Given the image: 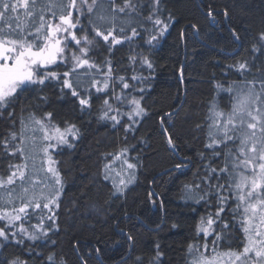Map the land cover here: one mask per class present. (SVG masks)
Returning <instances> with one entry per match:
<instances>
[{
    "label": "trees",
    "instance_id": "16d2710c",
    "mask_svg": "<svg viewBox=\"0 0 264 264\" xmlns=\"http://www.w3.org/2000/svg\"><path fill=\"white\" fill-rule=\"evenodd\" d=\"M139 3L144 10L131 24L139 35L131 43L112 46L111 54L109 46L99 38V47L91 54L98 63L111 59L115 73L145 89L142 94L133 93L143 95L141 103L147 112L134 135L126 134L120 125L113 127L110 120L100 119L104 100L114 104L111 96L92 89L91 107L81 111L77 98L68 89L62 94L55 81L43 92L20 97L15 105V127L7 113L0 118V138L19 130L22 108L37 115L51 112L53 123L62 129L67 122L80 130L79 139L72 141L73 147L63 146L53 152L63 180L60 206L56 209L58 231L54 229L46 238L25 240L20 245L13 240L6 248H0V261L19 257L27 264H46L47 256L55 253L57 260L63 259L66 264H82L81 256L87 264H138L137 257L143 264H191L189 245L205 242L197 239V225L201 217L216 210L215 206L185 200L184 185L195 182L194 174L200 167L199 154L205 151L208 142L211 103L215 100L227 112L235 102L216 85L227 86L264 73V50H252L258 34L264 31V0H162L159 18L168 23L162 37L145 20L149 0ZM116 4L122 6L123 0H116ZM209 8L214 12L226 9L230 28H209ZM223 17L220 16V23ZM82 19L81 24L91 38L94 32L87 20ZM96 26L101 27L99 22ZM126 34L131 35L130 27ZM150 34L158 36L152 45L145 42ZM136 53L148 57L153 65L151 70L137 63L133 66L136 72H132L129 57ZM244 61L251 73L247 77L238 69V63ZM133 74L148 76V80L131 81ZM116 91L119 93L120 88ZM40 96L46 97V101H41ZM197 125L202 127L198 129ZM168 135L173 137L179 156L169 149ZM125 146L130 149L129 156L139 157L140 163L134 181L124 193L113 195V183H118L120 177L113 172L110 179H104L106 161L101 157ZM182 157L189 158L188 168L173 170ZM18 162V157L0 155V175L7 176L9 163ZM115 169L120 171L118 162ZM128 234L132 240L127 239ZM211 239L207 238L206 252L210 254L206 255L218 257L228 250L229 246L222 244L213 252ZM157 245L162 254L159 259H156ZM96 248L100 249L99 254Z\"/></svg>",
    "mask_w": 264,
    "mask_h": 264
},
{
    "label": "snow or ice",
    "instance_id": "6c2138e0",
    "mask_svg": "<svg viewBox=\"0 0 264 264\" xmlns=\"http://www.w3.org/2000/svg\"><path fill=\"white\" fill-rule=\"evenodd\" d=\"M161 5L162 0H149L150 10L145 17L160 37L168 28V23L159 18ZM143 10L139 0H123L122 6L116 0H0V118L7 113L15 127V105L20 97L25 93L43 92L55 81L62 94L68 89L77 98L81 111L90 109L92 89L111 96L114 104L104 100L100 119L110 120L113 127L120 125L126 134L134 135L147 112L141 103L143 95L133 93L142 94L145 89L115 73L111 59L98 63L91 54L99 47V38L109 46V54L112 46L125 41L131 43L139 35L131 24ZM207 15L212 23L216 22L211 8ZM224 15H228L226 9ZM81 18L87 20L94 32L91 38ZM97 22L101 27L96 26ZM129 27L131 35L126 34ZM192 27L195 29L197 25ZM233 35L236 40L240 39L234 30ZM157 39L156 34H150L145 42L152 45ZM252 50H264V31L258 34ZM129 62L133 73L137 63L141 68L146 65L148 70L153 67L141 53L130 56ZM61 68L63 71H59ZM238 69L242 76L251 74L247 61L239 62ZM129 79L144 83L148 76L133 74ZM216 87L230 94L235 102L227 112L215 100L211 103L207 117L208 142L205 151L199 154L200 167L194 174L195 182L184 185L185 200L216 209L201 217L197 225V239L205 242L189 245L191 264H219L218 258L204 255L208 251L209 236L213 252L222 244L229 246L222 254L227 258L225 264H264V73ZM201 127L197 125L198 129ZM79 136L80 130L75 124L66 122L62 129L53 123L51 112L37 115L22 108L19 130L9 131L6 137L0 138V155L19 158L18 163H9L7 176L0 175V222H3L0 248H6L13 240L17 245L25 240L35 242L48 237L54 229L58 231L56 209L60 206L63 180L52 153L63 146L73 147L72 141ZM167 143L175 153L177 148L171 135L167 136ZM129 152L125 146L118 152L102 154L101 158L106 161L104 179H110L113 172L120 177L118 183H113V195H122L135 179L140 161L139 157H130ZM117 162L120 171L115 169ZM188 163L189 158L182 157L173 170H181ZM127 239L133 237L128 234ZM95 251L100 253L99 248ZM160 255L157 245L156 259ZM80 259L82 264H87L82 256ZM137 262L143 264L140 257ZM0 264L27 262L15 257ZM46 264H66V261H58L56 254L51 253Z\"/></svg>",
    "mask_w": 264,
    "mask_h": 264
},
{
    "label": "flooded vegetation",
    "instance_id": "af4514ba",
    "mask_svg": "<svg viewBox=\"0 0 264 264\" xmlns=\"http://www.w3.org/2000/svg\"><path fill=\"white\" fill-rule=\"evenodd\" d=\"M76 15V14H75ZM221 15H223L224 17V20H223V22L222 23H220V16ZM213 16L215 17V23H212L211 22V19L212 18H210L208 15H207V17H208V22H209V28H230L229 27V25H228V16L226 17L225 15H224V12L223 11H220V12H214L213 11ZM82 21L84 22L85 21V19L83 18L82 19ZM85 29H86V27H84ZM87 30V29H86ZM79 35H81V33H78ZM115 46H117V45H115ZM115 46H113V47H115ZM70 139H71V137H69ZM175 154L176 155H178V153H176L175 152ZM179 156V155H178ZM179 162L181 163V159H179ZM186 163H187V161H186ZM188 168V166L187 167H185L184 169H187Z\"/></svg>",
    "mask_w": 264,
    "mask_h": 264
},
{
    "label": "rangeland",
    "instance_id": "374dc122",
    "mask_svg": "<svg viewBox=\"0 0 264 264\" xmlns=\"http://www.w3.org/2000/svg\"><path fill=\"white\" fill-rule=\"evenodd\" d=\"M76 13H75V11H74V13H73V17L75 18V15ZM79 27V26H78ZM78 34V33H77ZM79 35V34H78ZM73 50H75V49H73ZM52 155H53V157H55L54 155H55V153H52ZM208 239L210 238V236L209 237H207ZM201 252H204V251H201ZM206 254H210V253H208V252H204V255H206ZM206 256H208V257H212V256H209V255H206ZM216 258H218L219 259V264H225V262H226V257H224L223 255H220V256H218V257H216Z\"/></svg>",
    "mask_w": 264,
    "mask_h": 264
}]
</instances>
